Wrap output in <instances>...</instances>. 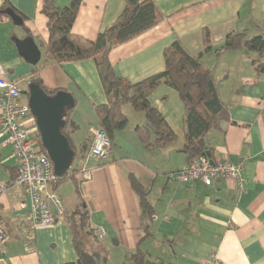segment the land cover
Listing matches in <instances>:
<instances>
[{
  "label": "crops",
  "instance_id": "crops-1",
  "mask_svg": "<svg viewBox=\"0 0 264 264\" xmlns=\"http://www.w3.org/2000/svg\"><path fill=\"white\" fill-rule=\"evenodd\" d=\"M44 1L0 0V72L19 82L25 99L35 77L49 90L74 97L70 119L78 129L70 141L81 154L84 147L88 151L97 129L96 108L107 105L108 98L93 60L51 65L37 72L39 64H30L19 53L17 41L32 37L44 56L49 40ZM70 2L53 1L58 9ZM154 2L163 21L116 47L110 55L111 64L130 83L142 82L165 71L164 51L177 40L191 54L202 53L207 30L212 50L202 61L215 77L228 120L211 131L206 141L213 160L243 165L244 189L231 180L218 181L212 187L168 180L170 173L189 166L196 155L185 149L186 107L175 90L162 84L149 100L162 112L177 140L147 149L137 133L138 127L147 124L145 114L124 106L128 124L116 133L109 160L86 162L91 178L77 173L82 199L63 202L64 217L49 227L31 228V200L23 187L14 184L17 167L13 149L0 134L1 219L10 234L9 242L0 245V264L77 262L68 217L81 201L97 242L109 252L108 264H135L131 255L138 248L152 264H264V71H258L254 63L258 60L257 64L264 66V54L259 57L245 47L249 39L264 38V0ZM125 5V0H83L73 33L95 41L116 22ZM9 10L21 17L22 26L14 23ZM231 34L245 35L241 45L218 54ZM25 124L31 130L36 126L30 118ZM82 129L83 139L77 142L75 137ZM84 161L76 163L78 169H83ZM129 174L135 175L147 192L153 209L148 221ZM146 223L150 225L147 237Z\"/></svg>",
  "mask_w": 264,
  "mask_h": 264
},
{
  "label": "trees",
  "instance_id": "trees-1",
  "mask_svg": "<svg viewBox=\"0 0 264 264\" xmlns=\"http://www.w3.org/2000/svg\"><path fill=\"white\" fill-rule=\"evenodd\" d=\"M53 1H44L42 12L48 18L49 40L45 47L44 56L37 67V72L51 65L93 60L108 98L107 105L96 108L98 118L96 128L106 133L112 146L116 133L126 128L128 124V117L123 111L124 106L127 105H130L134 111L145 114L147 124L144 127H138L137 133L140 141L145 144L147 149L162 148L177 140V134L168 124L162 112L153 106L149 100L150 96L162 84H166L177 92L179 99L186 107V151L196 156L206 152L212 154L206 136L211 131L219 129L220 125L228 120V108L219 95L212 71L202 61V57L212 50L210 35L207 30L203 34L206 49L202 53L199 55L191 54L177 40L164 51L165 71L163 73L132 84L116 73L111 64L110 55L116 47L145 34L163 21L164 17L154 0H125L126 5L120 17L101 32L95 41H90L73 33V26L83 0H71L64 9L56 8ZM244 36V34L228 35L224 45L217 50V53L219 54L223 50L236 49L241 45ZM245 47L256 52L260 57L264 54V38L249 39L245 42ZM254 63L258 71H264V66L257 64L258 60ZM32 83L38 84L50 96L61 91L49 90L36 77ZM73 110L74 108L68 110L65 116L66 124L62 133L69 139L71 148L75 152V158L72 168L65 176L59 178V184L54 186L53 190L56 191L61 182L71 180L75 186L77 197L81 200L80 181L77 177L79 169L76 163L86 159L90 147L88 151L84 147L80 154L71 144L68 131L74 133L78 129L70 119ZM41 147L46 153L42 145ZM128 178L139 196L143 213L148 221L153 215V209L148 202L147 192L135 175L129 174ZM68 222L78 255L77 262L69 264H108L109 252L97 242L95 229L90 225L89 214L84 201H81L70 213ZM147 224L144 227L146 237L149 236L150 228V225ZM86 239L87 242L94 240L96 244L95 247H91V251L86 248ZM131 260L135 264H152L146 260L140 248L131 255Z\"/></svg>",
  "mask_w": 264,
  "mask_h": 264
},
{
  "label": "built area",
  "instance_id": "built-area-1",
  "mask_svg": "<svg viewBox=\"0 0 264 264\" xmlns=\"http://www.w3.org/2000/svg\"><path fill=\"white\" fill-rule=\"evenodd\" d=\"M0 134L5 137V144L13 149V157L17 167L16 186L23 187L31 200V216L29 223L32 229L49 227L64 217L63 202L54 186L59 184L55 175L54 165L42 150L41 138L37 130L35 118L32 115L28 99L23 97L19 82L6 79L0 72ZM33 119L34 129L27 128V119ZM112 144L101 129H95L88 152L87 161L106 162L110 158ZM86 161V162H87ZM85 179L91 178L88 167L82 169ZM244 167L241 164L216 161L211 157L197 155L191 164L178 171L170 173V182L179 184L199 183L212 187L221 180H231L244 189ZM3 190L5 187L2 188ZM0 208V245L10 240L1 217Z\"/></svg>",
  "mask_w": 264,
  "mask_h": 264
},
{
  "label": "water",
  "instance_id": "water-1",
  "mask_svg": "<svg viewBox=\"0 0 264 264\" xmlns=\"http://www.w3.org/2000/svg\"><path fill=\"white\" fill-rule=\"evenodd\" d=\"M7 14L16 25H23V20L14 11ZM17 47L22 57L30 64L37 66L42 58V52L32 37L17 41ZM28 103L36 121V127L41 138V144L54 165L58 178L65 176L72 168L75 152L69 139L62 133L66 124L68 110L75 107L74 97L60 91L53 96L47 95L36 83L29 85ZM203 156H210L209 152Z\"/></svg>",
  "mask_w": 264,
  "mask_h": 264
},
{
  "label": "rangeland",
  "instance_id": "rangeland-1",
  "mask_svg": "<svg viewBox=\"0 0 264 264\" xmlns=\"http://www.w3.org/2000/svg\"><path fill=\"white\" fill-rule=\"evenodd\" d=\"M68 132H69L70 136H72L73 133L71 131H68ZM81 133H85V130L82 129L81 132L79 134H77V136L75 137L77 142L78 141L81 142V140L83 139V136L80 135ZM75 139L73 138L74 144H75ZM79 146L77 148H79ZM77 150L80 151V149H77ZM87 157L84 161V165L86 164ZM208 157H210V156H208ZM79 172H81L83 174L82 167H81V169L79 168ZM83 176H84V174H83ZM59 189H60V191L58 192V195H59L60 199L62 200V202H64L65 205L72 203L76 200L77 194H76L75 186L71 180L61 182ZM90 241L87 242V239H86V248L91 251V247H95L96 244H95L94 240H90Z\"/></svg>",
  "mask_w": 264,
  "mask_h": 264
}]
</instances>
